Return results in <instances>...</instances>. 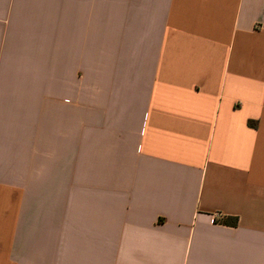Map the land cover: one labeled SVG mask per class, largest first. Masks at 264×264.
I'll use <instances>...</instances> for the list:
<instances>
[{"label": "crops", "instance_id": "crops-1", "mask_svg": "<svg viewBox=\"0 0 264 264\" xmlns=\"http://www.w3.org/2000/svg\"><path fill=\"white\" fill-rule=\"evenodd\" d=\"M0 264H264V0H0Z\"/></svg>", "mask_w": 264, "mask_h": 264}, {"label": "trees", "instance_id": "trees-1", "mask_svg": "<svg viewBox=\"0 0 264 264\" xmlns=\"http://www.w3.org/2000/svg\"><path fill=\"white\" fill-rule=\"evenodd\" d=\"M236 218H233V220L232 219H226L225 221H224V223L225 224H229V225H236Z\"/></svg>", "mask_w": 264, "mask_h": 264}]
</instances>
